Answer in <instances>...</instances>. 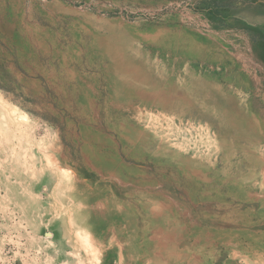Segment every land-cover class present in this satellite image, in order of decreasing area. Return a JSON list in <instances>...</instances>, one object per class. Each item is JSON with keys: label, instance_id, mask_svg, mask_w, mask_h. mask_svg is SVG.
I'll return each instance as SVG.
<instances>
[{"label": "rangeland", "instance_id": "rangeland-1", "mask_svg": "<svg viewBox=\"0 0 264 264\" xmlns=\"http://www.w3.org/2000/svg\"><path fill=\"white\" fill-rule=\"evenodd\" d=\"M0 264H264V0H0Z\"/></svg>", "mask_w": 264, "mask_h": 264}]
</instances>
